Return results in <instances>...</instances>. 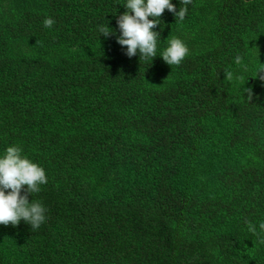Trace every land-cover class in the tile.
Wrapping results in <instances>:
<instances>
[{"label":"trees","instance_id":"obj_1","mask_svg":"<svg viewBox=\"0 0 264 264\" xmlns=\"http://www.w3.org/2000/svg\"><path fill=\"white\" fill-rule=\"evenodd\" d=\"M170 2L178 11L180 0ZM8 3L0 14V129L26 135L31 129L42 132L48 181L29 197L48 209L46 222L35 232L23 221L9 228L30 241L52 229L69 230L76 251L104 256L109 264H216L199 238L207 230L206 222L187 211V201L176 189L146 183L117 197L96 198L90 178L77 166L100 154L117 161L160 162L168 170L174 163L182 164V148L199 150L202 118H231L216 109L227 95L219 89L227 87L224 63L232 50L240 49L253 18L264 17V0H228L213 49L183 61V69L178 66L187 79L184 86L177 81L173 88L158 91L148 90L147 84L159 64V43L174 27V15L167 9L161 26L153 29L160 33L157 56L140 60L139 54L127 57L126 46L116 42V21L126 11L125 0ZM46 17L55 20L52 28L43 26ZM106 24L115 35H100L98 26ZM17 44L25 49L8 52ZM215 90L219 94L214 95ZM254 106H244V112L251 116L248 111ZM125 129L140 133L134 153L127 151ZM150 129L168 130L160 135L163 145L155 152L142 143L156 138ZM218 143L224 149V143L213 140ZM141 147L147 152L136 154ZM225 236L223 250L230 264H246L248 253L232 255L227 249L232 238ZM33 262L49 264V256Z\"/></svg>","mask_w":264,"mask_h":264},{"label":"rangeland","instance_id":"obj_2","mask_svg":"<svg viewBox=\"0 0 264 264\" xmlns=\"http://www.w3.org/2000/svg\"><path fill=\"white\" fill-rule=\"evenodd\" d=\"M227 2L192 0L182 22H176L175 17L171 19L174 27L167 32L165 42L159 43V64L147 84L148 90L173 88L177 81L184 86L187 80L185 74L181 70L177 71L178 66H169L159 55L173 37L181 39L188 47L189 55L183 60L186 63L195 53L213 49L218 39L215 36L218 33L217 25ZM8 4V0H0V14L6 12ZM251 27L248 34L243 36L240 49L236 47L232 50L223 67L225 72L232 71L234 77H242L234 78L231 82L224 79L227 87L219 88L227 95L216 109L230 113L232 119L217 117L216 114L203 117L202 140L198 141L200 148H182L184 160L180 166L174 163L165 170L160 162L133 163L124 158L117 161L100 154L77 166L79 172L90 178V192L96 198L117 197L146 183L176 189L185 197L187 211L206 222L207 230L199 238L206 244L216 264L231 262L227 251L223 250L222 237L225 235L232 238L229 242L232 244L227 247L232 255L245 251L248 253L246 264H264V229L260 228V224L264 223V81L258 76L254 77L256 68L260 63L264 64V17L257 15L253 18ZM24 47L17 44L8 52H19ZM237 56L241 57L239 65L236 63ZM184 62L181 63V69ZM243 88H251L253 102L246 99L247 93L241 91ZM216 93L219 94L217 90L214 95ZM219 100L215 97V101L220 103ZM227 103H230L231 108H224ZM252 103L255 104L254 110H249L251 116H248L244 106ZM239 106H243L242 111L238 110ZM31 130L30 135H26L15 133L13 129H0V156L4 155L8 146L18 145L23 155L45 168L47 165L43 153H46V140L42 132ZM150 130L157 135L156 138L145 139L142 143L155 152L163 145L160 135L168 130ZM124 131L128 133L127 129ZM128 134L124 137L128 141L127 151L134 153L132 149L137 148L134 145L140 133ZM213 140L224 143V149H220L219 143L213 144ZM211 143L215 146L213 151L210 150ZM141 148L136 154L147 152L145 147ZM193 153L196 156L190 155ZM246 221L255 226L254 233L248 231ZM185 236L189 238L188 230ZM72 241L69 230L52 229L40 240L30 241L20 232H13L9 226L0 225V261L2 264H33V260L49 256V264H109L104 256L76 251Z\"/></svg>","mask_w":264,"mask_h":264},{"label":"clouds","instance_id":"obj_3","mask_svg":"<svg viewBox=\"0 0 264 264\" xmlns=\"http://www.w3.org/2000/svg\"><path fill=\"white\" fill-rule=\"evenodd\" d=\"M190 4L192 0H180V8L177 11L170 0H125L123 6L126 11L119 15L116 21L119 28L116 42L122 48L126 46L124 54L127 57L139 54L140 60H152L157 56V40L160 37V33L153 29L161 26L160 17L164 10L172 13L176 22H182ZM54 24L55 20L51 17L43 20L45 28H52ZM98 31L104 37L115 35L107 24L99 25ZM187 55L189 49L186 44L181 39L173 37L159 56L172 67L179 66ZM236 63L241 64V57H236ZM224 73L225 80L229 82L234 78H242L234 77L232 71ZM255 76L264 81V64L260 63L256 68ZM241 91L247 93L248 101L252 100L251 88H243ZM47 182L45 170L23 155L20 146H8L4 155L0 156V225L15 227L23 221L30 225L32 232L37 231L46 222L48 209L39 201L29 200V197L38 194L41 185ZM6 190L10 191L6 194ZM245 223L248 231L254 233L255 226L248 221ZM260 228L264 229V223L260 224Z\"/></svg>","mask_w":264,"mask_h":264}]
</instances>
